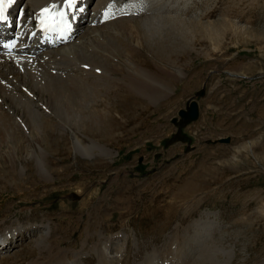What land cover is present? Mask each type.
Listing matches in <instances>:
<instances>
[{
	"label": "rangeland",
	"instance_id": "obj_1",
	"mask_svg": "<svg viewBox=\"0 0 264 264\" xmlns=\"http://www.w3.org/2000/svg\"><path fill=\"white\" fill-rule=\"evenodd\" d=\"M112 1L93 27L117 46L121 36L105 27L124 17L127 5L144 8L141 19L159 17L152 25L141 21L143 45L130 51L135 65L168 88L156 103L128 102L136 94L125 85L128 65L120 56L107 105H95L96 126L64 122L60 131L56 119H45V93L34 91L30 77L10 70L0 76V264H103L115 255L124 261L112 264H152L178 232L189 239L191 260L217 244L207 264H264V0H156L164 5L157 8L155 0ZM91 2L70 34L77 26L89 30L99 0ZM149 36L157 44L154 58ZM193 100L199 118L183 126L179 111ZM27 116L55 124L54 133L36 136ZM8 118L16 128H6ZM76 138L111 155L84 157ZM192 183L196 191L180 197ZM154 236L161 238L156 245ZM39 238L48 249L38 250Z\"/></svg>",
	"mask_w": 264,
	"mask_h": 264
},
{
	"label": "bare ground",
	"instance_id": "obj_2",
	"mask_svg": "<svg viewBox=\"0 0 264 264\" xmlns=\"http://www.w3.org/2000/svg\"><path fill=\"white\" fill-rule=\"evenodd\" d=\"M84 1L87 2L88 0H84ZM110 1H112V0H99L98 5L96 6L93 13H90L89 18H91L90 21L92 24L89 27V30H86L85 27L82 30H80V28L77 26V28H75V29H77L79 31L74 30L73 32H71V34H70L71 26L76 24L75 23L76 19L79 16H81L80 14L82 12L80 13L77 11V9L75 8L76 5L74 6V8L71 11H69L66 7L65 0H28L27 7L23 11V13L19 15V17H17L18 12H17V14H15V12H16L15 9L19 5V0H15V2L10 4L7 8L6 13H8V15L10 14L13 17L12 25H8V26H11V29L9 30L10 37L7 39H8V41H11V39H12L13 45L11 46V49H10L11 52L0 55V76L3 73H6V72H8V70H10V72L17 74L16 76L23 74L25 76L30 77L32 79V83H31L32 85L31 86H33L36 89L34 91L45 93L44 95H42L44 100L47 102V105L44 104V105H46V107H44V109L46 111V113H45L46 118L45 119L52 118V117L54 118V119L52 118L53 120L56 119L55 122H56L57 126L59 127L60 131H65V129H66V125L64 124V122H67L69 124L73 123L75 125H78V124H81V122L84 120H85V122H88V121L92 122V121H94L95 118H98V114L96 113V111L94 109L95 105L100 103V101L102 103L106 102L105 105H107L108 97H105V95L108 93V91H110V89H112V87L115 88L114 84L112 83V80H113L112 74L114 71L120 69V67H122V65H123V64H121V61L117 60V58H120V56L125 57V61L123 63H126L128 65V66H126V71L128 72V77H127L128 81H125V85L130 92L136 94L135 96L128 97V99H127L128 102H132L134 104L137 103L136 105L139 104L141 106H143L142 104L148 103V102L156 103L160 99L159 96L161 95L160 94L161 90H165L168 88V86L165 87L164 85H161L159 83L155 74L154 73L152 74V72H153L152 70L151 71L150 70L143 71L141 68H139L137 65H135V63L132 62V60H133L132 58H133V56L134 57L136 56V53H135V51L134 52L130 51L131 46L136 45L137 47H139V46L143 45L142 44L141 31L144 29L145 26H143V27L139 26L141 21H143L145 19L143 21L144 24L152 25L153 24L152 22H154V20H158L159 17H150L149 16V17L141 19L142 18V11H144L145 9L142 8L141 10L138 9L139 11L133 12V10H134L135 6H137V4L127 5L126 15L124 13L123 14V15H125L124 17L120 16V18L113 20L111 24H108V25L106 24V27H105V28H107V32L112 37L121 36V37H119L121 44L119 46H117L116 44L112 43V41L110 42L108 37H104L100 33L98 25L96 27H93V26H95V24H93V22L96 21V20H94L96 15H99V13H101V12L102 13L104 12V15L107 14L105 9L107 10L108 13L111 11L112 7L109 4ZM146 1H148V0H146ZM112 2H114V1H112ZM150 2L151 1H149V3ZM155 3L158 4V2H156V0H155ZM129 4H131V3H129ZM106 6H108V8H106ZM161 6H164V5L158 4V5H155L154 8L161 7ZM45 7H48L50 9V12H52L53 14L56 12H59V11H66L67 12V23L70 25V30L62 33L63 38H61V35H58L57 32L42 31L41 30L42 26L40 25L39 20L45 19V17L41 16L40 14ZM30 8L34 12L31 19H36V27H32L28 24L29 18H27V10H29ZM116 15H118V14H116ZM148 18H153V19L151 21H147ZM23 19H24L23 24L26 26V28L20 27L21 20H23ZM149 22H151V23H149ZM99 23H101V22H99ZM116 24L120 25L122 28L119 26L117 27ZM76 25H78V24H76ZM16 26H18L17 31H15ZM29 27H31V28H29ZM34 28H36V31L38 34V37L36 39L38 42L37 48L34 50H29V51H21L19 49V45H22L24 47L25 43H23V44L19 43L18 34L20 35L21 39L24 38L26 40L27 44H29V45L34 44L35 42H28L30 35L34 34V32H33ZM27 29H29V30L26 31ZM148 31H150V30H148ZM14 32H15V34H14ZM94 33H95V35H94ZM76 38H78V39L76 40ZM146 40L149 42V49L151 51V57L154 58L155 57V49L157 47L155 37L149 36V37H146ZM172 42H173V40H172ZM98 43H100L102 45L101 49L96 47L98 45ZM166 45H168V44H166ZM168 46H170V45H168ZM135 50H137V48H135ZM35 51H38V52L34 54ZM138 61H140V60H138ZM166 61H168V58H166ZM140 64L142 66L147 67L146 64H142V63H140ZM155 66L158 67L157 65H155ZM5 76H7V75H5ZM16 78H18V77H16ZM12 80L15 81L13 78L9 81H12ZM24 80H26V79H23V81ZM118 82H120V81H118ZM29 83H27V84H29ZM2 85H0V90H2V88L4 87ZM21 87H22V84H21ZM26 87H27V85H26ZM3 90H4V88H3ZM167 92L169 94H171V90H167ZM2 93H0V94H2ZM27 93H28V91H27ZM116 94H117V96H119V92H117ZM7 95H6V97H7ZM19 100L20 99H18V101ZM5 102H6V100H5ZM119 103H121V102H119ZM31 105H33V104H31ZM129 105H131V104L129 103ZM144 105H146V104H144ZM77 107H78V110H80V111L77 110V112L73 113V111ZM105 110H107V108ZM8 113H9V111H8ZM40 113H41V111H40ZM5 115L6 114L2 115L3 118L5 117ZM7 116H9V115H7ZM10 118H11V116H10ZM72 119H73V121H72ZM27 120L28 121H26V122H30L32 128L37 130L36 136H38V137H43L42 135L45 134V132L46 133H49V132L54 133V131L56 129L55 124H48L46 126L43 125L42 122H44V121L41 119L38 120L37 118L27 116ZM0 123H2L4 125L3 122H0ZM17 124H18L17 121L10 123V119L9 118L6 119V125H7L6 128H8V129H12V126L14 125V127H15ZM96 124L97 123L94 121L93 125L96 126ZM0 127H2V125ZM77 129H80V128L78 127ZM13 143H14V141H13ZM3 144H5V143L0 141V146H2ZM74 144H75V148H76L77 152L83 154L84 157L90 158V157H93L95 155L96 156H102V157H109L111 155L110 151L106 147L101 146V145L94 143V142H92V144L89 146L83 145L81 143V140L76 138ZM6 145H8V144H6ZM37 165H38L39 169L44 174L47 175L45 165H44L43 159L41 157L37 158ZM188 183H189V181H188ZM194 188H195L194 183L186 184L183 191L180 193V197L185 198L187 196L188 192L196 191V190H193ZM185 200L186 199H183V201H185ZM175 201H177V200H175ZM221 206H223V205H221ZM170 217L171 216H169L167 219L169 220ZM204 222H206V221H204ZM166 223H167V221H166ZM166 223H165V225H168L169 221L167 224ZM196 223H198V222H196ZM246 223H248V222H246ZM210 229L211 228H209V230ZM231 230L233 231V229H231ZM140 232H142V231H140ZM178 233H177V238H172L173 236L169 237V239H166L167 237L165 238L166 242L163 246L164 254L162 255V257L159 261L153 262L152 264H160V261L164 262L165 264H207L208 261L206 259V255H208V254L212 253L214 250H216L215 246L217 244L215 243L216 245H214L210 251H206L207 249H206V246H204V245L210 244V242L205 243V244L203 243L204 245L201 243L205 247V250H201L200 255L198 254L197 255L198 257L194 261V260H191V257H192V255L194 256V254L191 255V250L188 249L189 239L187 238V236L182 238ZM227 233H229V232H227ZM181 234H182V232H181ZM156 235H157V233H156ZM202 236L204 237V235H202ZM192 237H194V236H192ZM207 238L208 237H206V239ZM152 239H153V236H152ZM201 239H202L201 237H200V239L198 238V241L200 240V242H201ZM203 239H205V238H203ZM159 240L161 241V238ZM159 240L156 237L154 238L153 242L155 243V245ZM3 245L6 247L5 243H3ZM9 245H10L9 248H11L12 245L11 244H9ZM144 245L147 247L146 244H144ZM35 246H37V248L44 247L43 249H38V250L42 251V250L48 249L49 245H47L45 243V239L39 238L35 241ZM148 246H149V244H148ZM184 248L186 250H184ZM200 248H201V246H200ZM147 249H149V247ZM156 251H157V249H156ZM199 251H200V249H199ZM199 251H197V252H199ZM154 254H156V252ZM157 254L160 255V252H157ZM121 257H122V255L120 257L117 255L112 256V257H108V260L103 264H112L111 259H117L119 261V263L123 262V260L119 259Z\"/></svg>",
	"mask_w": 264,
	"mask_h": 264
},
{
	"label": "snow or ice",
	"instance_id": "obj_3",
	"mask_svg": "<svg viewBox=\"0 0 264 264\" xmlns=\"http://www.w3.org/2000/svg\"><path fill=\"white\" fill-rule=\"evenodd\" d=\"M14 2L15 0H0V21H7L5 13L8 6ZM65 3L67 9L71 11L76 5L77 0H65ZM40 15L45 17V19L39 20L42 31H54L63 38L62 33L70 30V25L67 23L66 11H59L53 14L48 7H45Z\"/></svg>",
	"mask_w": 264,
	"mask_h": 264
},
{
	"label": "water",
	"instance_id": "obj_4",
	"mask_svg": "<svg viewBox=\"0 0 264 264\" xmlns=\"http://www.w3.org/2000/svg\"><path fill=\"white\" fill-rule=\"evenodd\" d=\"M199 114H200L199 104L196 100H193L186 110L179 111V117L181 118V124L184 126L186 124H190L196 121L199 118Z\"/></svg>",
	"mask_w": 264,
	"mask_h": 264
}]
</instances>
